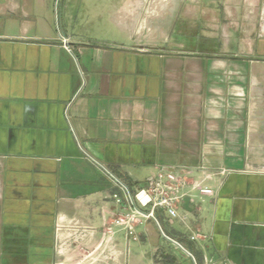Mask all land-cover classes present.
<instances>
[{
	"label": "crops",
	"instance_id": "crops-1",
	"mask_svg": "<svg viewBox=\"0 0 264 264\" xmlns=\"http://www.w3.org/2000/svg\"><path fill=\"white\" fill-rule=\"evenodd\" d=\"M47 1L0 0V264L189 263L161 229L195 264H264V0H161L199 23L169 49L129 14L95 40L60 31ZM95 162L131 192L167 168L213 193L186 188L129 238Z\"/></svg>",
	"mask_w": 264,
	"mask_h": 264
},
{
	"label": "rangeland",
	"instance_id": "rangeland-1",
	"mask_svg": "<svg viewBox=\"0 0 264 264\" xmlns=\"http://www.w3.org/2000/svg\"><path fill=\"white\" fill-rule=\"evenodd\" d=\"M48 0V6L56 17V27L58 30L68 31L74 33L76 36H81L84 40H95L105 30L110 28L124 27L125 21L122 19L126 14L131 15L136 23L142 17H146V29L148 33L156 36L159 33L160 26L169 30L168 35L163 40H159V46L169 49L174 47L177 41L185 42V44L192 47L194 44H199V37L196 34V28L199 29V23L193 25L191 21L185 20L179 13V5L173 7L167 4L162 6L161 0H157L158 5L155 6L154 11L150 12V5L155 4L154 0ZM206 2L202 3L203 6ZM214 3V2H213ZM198 7L200 3L198 2ZM157 7V8H156ZM172 7V8H171ZM43 8V7H42ZM170 10L175 13V18L171 14H165L156 11ZM150 12V13H148ZM169 17V19H167ZM224 40V41H223ZM221 40L226 42L225 38ZM233 51H237L240 43L238 37L227 39ZM219 40H214L211 46L218 47ZM222 45V44H221ZM225 45V44H223ZM257 54L262 55L261 50ZM162 226L168 231V222L162 220ZM201 236L206 235L200 233ZM207 236V235H206ZM189 257V256H188ZM187 264H195L192 257ZM216 259V260H215ZM212 264H230L223 262L219 257L211 259ZM196 264H202L199 257H196Z\"/></svg>",
	"mask_w": 264,
	"mask_h": 264
},
{
	"label": "built area",
	"instance_id": "built-area-1",
	"mask_svg": "<svg viewBox=\"0 0 264 264\" xmlns=\"http://www.w3.org/2000/svg\"><path fill=\"white\" fill-rule=\"evenodd\" d=\"M95 163L111 184L124 192V198H119L116 202L124 205L127 211L117 215L113 219V225L124 230L129 238H137L136 225L141 220L153 219L161 229L160 222L156 217L157 210L165 212L171 218L178 217V204L186 195V188L197 189L202 194L213 193L210 188L203 187L201 182L193 180L189 171L167 168H160L151 178L140 185L136 192H131L111 169L99 162ZM106 231L113 234L110 226L106 228ZM161 232L178 248L192 257L183 244L165 234L162 229ZM199 233L192 234L191 240L198 239Z\"/></svg>",
	"mask_w": 264,
	"mask_h": 264
}]
</instances>
